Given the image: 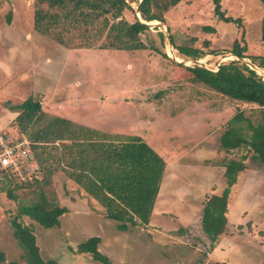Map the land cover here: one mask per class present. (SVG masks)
Here are the masks:
<instances>
[{
  "label": "rangeland",
  "instance_id": "rangeland-1",
  "mask_svg": "<svg viewBox=\"0 0 264 264\" xmlns=\"http://www.w3.org/2000/svg\"><path fill=\"white\" fill-rule=\"evenodd\" d=\"M35 2L0 0V134L27 141L39 166L36 178H13L18 184H30L14 189V200L0 183V264H27L21 259L23 250L13 237L11 220L17 216V206L28 204L40 190L68 208L59 225L44 228L26 216L17 220L31 228L39 256L55 264H101L91 253L76 250L77 244L92 236L101 238L97 249L112 264H149L163 258L161 264H264V166L252 161L247 149L225 151L219 145L222 130L237 111L255 121L258 107L191 82L186 67L194 59L181 55L166 38L170 35L174 45L208 52L196 59L204 68L214 71L220 63L239 60L258 71L264 81V68L250 64L249 58L225 53L237 40L246 56H264L260 39L264 10L259 0H220L225 15L232 19L228 22L215 16L213 0L180 1L164 15V23L150 26V32L142 35L167 57L148 49H68L35 30ZM124 16L132 20L129 11ZM157 31L164 34L163 44ZM74 79L80 81V88L72 86ZM28 97L38 100L47 115L78 118V123L92 130L95 124L109 127L102 132L108 137H139L163 159L157 201L147 223L118 230L98 202L80 194L81 182L74 177L82 181L83 173L66 165L69 158L62 141L54 145L30 142L20 131L24 122L15 119L18 110H13ZM33 127L27 128L29 132ZM86 136L81 133L80 138ZM247 153L246 168L237 175L228 196L225 230L211 248L201 229L203 203L225 187L223 164ZM46 179L48 183L43 184ZM69 181L77 185L69 183L70 188ZM160 206L162 212L156 213Z\"/></svg>",
  "mask_w": 264,
  "mask_h": 264
},
{
  "label": "trees",
  "instance_id": "trees-1",
  "mask_svg": "<svg viewBox=\"0 0 264 264\" xmlns=\"http://www.w3.org/2000/svg\"><path fill=\"white\" fill-rule=\"evenodd\" d=\"M180 1L182 0H36L33 22L36 31L68 49L94 46L118 50L148 49L167 57L163 49L157 48L153 42L143 40L142 35L150 32V29L136 17L135 9L138 10L140 19L146 22L164 23V15ZM259 2L264 10V0ZM213 3V12L219 20L224 22L232 20L225 15L220 0H213ZM125 11L132 14L131 21L125 18ZM260 25V39L264 42V11ZM203 29L214 30L210 26H203ZM102 35L103 40L96 45V41ZM156 35L163 44V32L157 31ZM169 40L172 47L184 57L198 59L208 53L201 48L174 45L170 35ZM225 53L239 58H249L252 64L264 68V56H246L244 48L237 40ZM186 69L190 73L191 82L202 84L229 99L258 107L255 121L244 116L242 111H237L222 130L219 145L225 151L247 149L251 154L249 158L264 166V81L261 75L239 60L220 63L214 71L195 63ZM13 110H18L16 121L24 122L23 125L20 124V131L33 144H53L62 141V148L66 150L69 158L66 165L81 171L87 178L88 183H84L83 186L105 209V217L116 222L118 230L125 231L128 225L148 222L158 193L164 161L139 137L127 139L129 136L119 135V140L114 143L107 141L106 136L102 134V140H90L92 138H89V141L82 140L81 133L88 132L85 130L86 127L76 125L60 116L47 115L41 109L38 100L31 97L13 106ZM37 125L40 127L37 128ZM29 126L31 128L34 126L33 131L29 132L27 129ZM89 133L90 136L99 134L90 130ZM65 140L69 141V144H63ZM248 153L243 154L238 160L229 159L223 164L225 187L220 194H211L203 203L201 229L207 236L211 248L225 230L228 196L231 186L236 183L237 175L246 168L244 161ZM90 155H94L93 158ZM49 158L53 159L55 156L51 155ZM64 158L61 153V161ZM18 176L21 179L24 177L10 169L0 168V183L5 187L1 189L13 200L17 198L13 195L14 189L30 185L20 183L19 185L18 182H14L13 178ZM77 180L81 181L78 178ZM34 181L39 186V180ZM47 183V179L43 180V184ZM17 209V216L11 220V224L13 237L23 250L21 259L27 264H55L53 260H43L39 256L31 228L18 221L17 217L26 216L44 228L54 227L59 225V219L67 208L58 205L52 199L49 200L40 190L35 199L28 204H19ZM99 242V237L92 236L77 244L76 250L79 253H91L101 264H112L98 251ZM2 261L3 256L0 253V262ZM207 264L229 263L215 261Z\"/></svg>",
  "mask_w": 264,
  "mask_h": 264
},
{
  "label": "built area",
  "instance_id": "built-area-1",
  "mask_svg": "<svg viewBox=\"0 0 264 264\" xmlns=\"http://www.w3.org/2000/svg\"><path fill=\"white\" fill-rule=\"evenodd\" d=\"M195 64L200 65V62ZM27 145V141L23 139L14 140L6 133L0 134V168L10 169L24 177L36 175L39 172V166L31 156Z\"/></svg>",
  "mask_w": 264,
  "mask_h": 264
},
{
  "label": "crops",
  "instance_id": "crops-1",
  "mask_svg": "<svg viewBox=\"0 0 264 264\" xmlns=\"http://www.w3.org/2000/svg\"><path fill=\"white\" fill-rule=\"evenodd\" d=\"M78 82H80L78 79H74V81H73V83H72V86H74V87H76V88H80L81 87V85H80V83H78ZM102 107V106H101ZM66 119H69L70 121H72V122H74L76 125L77 124H80L81 126H84L83 124H81V123H78V121H79V119L78 118H76V119H74V118H66ZM99 124H101V123H99ZM85 127V126H84ZM93 128H95L94 130H92V129H88V128H85V130L87 131L88 130V132L86 133V137H85V139H83L82 138V140H85V141H89L88 139L89 138H92V139H90V140H102L101 138H102V132L103 131H108V130H110V128L109 127H105V126H101V125H98V124H95V126H92ZM89 130L90 131H96V132H99V134L97 133V134H93L94 136H90L91 134L89 133ZM111 135H113V134H115V132H113V131H111ZM105 136H106V140H109L108 138H110L111 140H112V142H117V140H119V138H118V134H116V135H114V136H110V137H108L107 136V134H104ZM118 135V136H117ZM114 137V138H113ZM143 142H144V140H142ZM111 142V141H110ZM93 156L94 155H90V157H92L93 158ZM74 179L76 180V181H78L77 180V178H75L74 177ZM78 179H80V178H78ZM82 181H80L81 182V187L80 186H78V188H79V190H80V194L81 195H85V196H88V198H89V200L90 201H93V202H95V203H97L98 201L96 200V199H94L91 195H90V193L85 189V187L83 186L84 185V183H88L87 182V178L85 177V176H83L82 175ZM68 180H70V179H68ZM69 183H73V184H76L77 185V183L75 182V181H69L68 182V184ZM70 185V188H72L71 186H72V184H69ZM68 190H69V188H67ZM157 195H158V193H157ZM72 199V198H71ZM82 199H85V200H87V198H82ZM156 201H157V196H156V199H155V202H154V205H153V209L155 208V205H156ZM99 203V202H98ZM66 207V206H65ZM67 208V207H66ZM162 208V206H160V208H158V210H157V212L156 213H158V211H160V212H162L160 209ZM153 209H152V213H153ZM70 210V209H69ZM67 211H68V208H67ZM84 215H86V214H84ZM88 215V214H87ZM156 215H159V214H156ZM153 217V214L151 215V218ZM106 218V217H105ZM106 219H108V218H106ZM108 220H110V219H108ZM150 221H151V219H150ZM98 237V236H97ZM101 238L99 237V240H100ZM101 241V240H100ZM164 259V258H163ZM162 259V260H163ZM162 260H155V261H152L151 263H149V264H161V261ZM173 264H175V263H173Z\"/></svg>",
  "mask_w": 264,
  "mask_h": 264
},
{
  "label": "water",
  "instance_id": "water-1",
  "mask_svg": "<svg viewBox=\"0 0 264 264\" xmlns=\"http://www.w3.org/2000/svg\"><path fill=\"white\" fill-rule=\"evenodd\" d=\"M135 12H136V17H137V18H138L143 24H145L146 26L150 27V26H154V25H157V26H160V25H161V24H159L157 21H156V23H154V21L146 22V21L140 19V15H139L137 9H135ZM166 38H167L169 44H171V43H170V40H169V36H167ZM238 58H239V57H238ZM174 59H176V58H174ZM240 59L244 60V58H242V57H241ZM193 61H194V62H193ZM192 62H193V63H198V61H196V60H192ZM250 64H252V63H250Z\"/></svg>",
  "mask_w": 264,
  "mask_h": 264
},
{
  "label": "bare ground",
  "instance_id": "bare-ground-1",
  "mask_svg": "<svg viewBox=\"0 0 264 264\" xmlns=\"http://www.w3.org/2000/svg\"><path fill=\"white\" fill-rule=\"evenodd\" d=\"M154 23H156V21H154ZM166 48V47H165ZM168 49V52L170 53V55H171V57H173L172 56V52H171V49L170 48H167ZM177 60H179V59H177ZM260 68V67H259ZM262 69V68H261ZM258 72V71H257ZM260 72V71H259Z\"/></svg>",
  "mask_w": 264,
  "mask_h": 264
},
{
  "label": "clouds",
  "instance_id": "clouds-1",
  "mask_svg": "<svg viewBox=\"0 0 264 264\" xmlns=\"http://www.w3.org/2000/svg\"><path fill=\"white\" fill-rule=\"evenodd\" d=\"M194 60H196V59H194ZM255 66V65H254ZM218 68V67H217ZM217 68H216V70H217ZM251 68V67H250ZM251 69H253V68H251ZM254 70V69H253Z\"/></svg>",
  "mask_w": 264,
  "mask_h": 264
}]
</instances>
